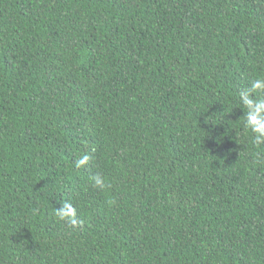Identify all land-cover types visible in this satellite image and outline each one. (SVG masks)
<instances>
[{
  "label": "trees",
  "instance_id": "obj_1",
  "mask_svg": "<svg viewBox=\"0 0 264 264\" xmlns=\"http://www.w3.org/2000/svg\"><path fill=\"white\" fill-rule=\"evenodd\" d=\"M257 78L264 0H0V264H264Z\"/></svg>",
  "mask_w": 264,
  "mask_h": 264
},
{
  "label": "clouds",
  "instance_id": "obj_2",
  "mask_svg": "<svg viewBox=\"0 0 264 264\" xmlns=\"http://www.w3.org/2000/svg\"><path fill=\"white\" fill-rule=\"evenodd\" d=\"M256 90H264V78L252 80L250 82V87L241 93V101L247 108L245 127L249 128L255 134L254 141L260 143L264 140V99L254 100L250 97V93L255 92ZM89 159V155L84 154L75 161V166L77 168L83 167L88 163ZM89 179L92 186L98 190H103L109 187L106 178L98 172L92 174ZM56 216L58 219L66 221L69 224H77L75 218L76 210L73 205L67 201L64 202L61 208L57 209Z\"/></svg>",
  "mask_w": 264,
  "mask_h": 264
}]
</instances>
